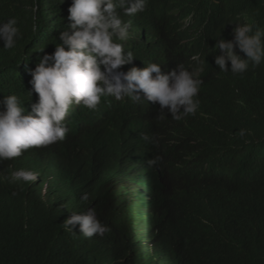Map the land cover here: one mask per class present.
Returning <instances> with one entry per match:
<instances>
[{
  "label": "trees",
  "instance_id": "1",
  "mask_svg": "<svg viewBox=\"0 0 264 264\" xmlns=\"http://www.w3.org/2000/svg\"><path fill=\"white\" fill-rule=\"evenodd\" d=\"M27 3L0 0V22L16 18L22 34L10 50L0 41V100L17 95L31 111L38 94L30 70L60 43L71 0H44L43 35L33 41L26 38ZM216 3L206 12L204 0H146L135 16L117 10L131 27L127 40L116 42L135 57L118 71L158 63L167 74L188 67L183 57L190 50L206 70L200 106L177 121L143 100L103 97L95 110L72 105L65 140L30 148V163H0V264L109 263L103 241L57 223L71 204L76 210L86 202L120 225L125 248L144 264H264V61L250 63L247 73L220 72L214 49L216 39H233L238 12L253 32L264 30V0ZM190 14L179 48L177 29ZM155 156L160 162L149 167ZM21 168L40 176L31 184L9 182Z\"/></svg>",
  "mask_w": 264,
  "mask_h": 264
},
{
  "label": "clouds",
  "instance_id": "2",
  "mask_svg": "<svg viewBox=\"0 0 264 264\" xmlns=\"http://www.w3.org/2000/svg\"><path fill=\"white\" fill-rule=\"evenodd\" d=\"M43 3V0H28L25 6L27 39L31 34L37 35V38L43 35ZM216 4V0H204L205 12ZM145 6L146 0H71L67 17L69 23L59 34L60 43L55 45L53 53L38 57L35 68L30 70L32 79L29 83L38 94L31 111L23 107L17 95H5L0 100V163L19 165L18 162L23 160L26 163L34 161L26 154L27 150L65 140L68 132L65 121L72 105L82 104L95 110L103 97H113L116 101L128 98L133 102L158 103L161 113L167 109L171 118L177 121L196 114L200 106L197 96L206 70L193 63L202 62L199 55H189L190 50L183 57L188 59V67L177 65V69L167 74L162 73L158 63H149L143 69L132 67L126 73L118 71L122 66L131 64L135 57L131 51L125 50L123 44L116 42L127 40L131 27V23L125 22L117 10L123 8L124 15L135 16L144 11ZM30 12L32 15H28ZM237 18L239 23L233 28V39L219 38L214 45V49L220 51V55L215 57L220 72L230 71L234 75L249 72L250 63L257 67L264 61V30L257 27L253 32L254 25L243 19L242 12L237 13ZM192 22L193 14L180 21L175 41L179 48L185 43L186 29ZM17 25L14 17L0 22L3 49H13L21 39ZM211 54L214 53L211 51ZM229 61L230 69L227 66ZM253 76L257 77L254 73ZM245 132L240 129V136L243 137ZM143 138L157 143L155 138L147 135ZM160 160V156H155L148 159L147 164L153 167ZM39 176L35 171L21 168L12 171L7 179L12 183L31 184ZM88 198L87 193L81 197L85 201ZM64 220L66 229L80 228L84 239L105 243L111 258L107 264L145 263L125 248V232L121 231L120 225L96 211L92 204L86 202L84 207L75 210V214L66 212ZM124 251L129 258L122 253Z\"/></svg>",
  "mask_w": 264,
  "mask_h": 264
},
{
  "label": "bare ground",
  "instance_id": "3",
  "mask_svg": "<svg viewBox=\"0 0 264 264\" xmlns=\"http://www.w3.org/2000/svg\"><path fill=\"white\" fill-rule=\"evenodd\" d=\"M73 205H75V204H71V206H70V209H68V210H71L70 212H72V214H75V206H73ZM67 210V211H68ZM103 218V217H102ZM62 219H64V216L62 217ZM59 220V221H58ZM57 221V223H60V225L65 221H62L61 219H58ZM46 222H48L49 223V221H47V220H45ZM103 223V222H102ZM79 225V224H78ZM59 227V225L57 224L56 225V227H54L55 229L56 228H58ZM80 229V228H79ZM78 232H81L80 230H78ZM127 258H129V255H128V253H126V252H122Z\"/></svg>",
  "mask_w": 264,
  "mask_h": 264
},
{
  "label": "rangeland",
  "instance_id": "4",
  "mask_svg": "<svg viewBox=\"0 0 264 264\" xmlns=\"http://www.w3.org/2000/svg\"><path fill=\"white\" fill-rule=\"evenodd\" d=\"M43 1H44V0H43ZM30 14L32 15V13H31V12H30V13H28V15H30ZM37 37H38L37 35H34V36H33V34H31V35H30V39H32V38H33V40L37 39ZM36 41H37V40H36ZM36 41H35V42H36ZM153 75H154V74H153Z\"/></svg>",
  "mask_w": 264,
  "mask_h": 264
},
{
  "label": "water",
  "instance_id": "5",
  "mask_svg": "<svg viewBox=\"0 0 264 264\" xmlns=\"http://www.w3.org/2000/svg\"><path fill=\"white\" fill-rule=\"evenodd\" d=\"M125 252V251H124ZM127 253V252H126Z\"/></svg>",
  "mask_w": 264,
  "mask_h": 264
}]
</instances>
